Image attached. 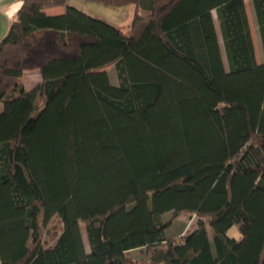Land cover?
Masks as SVG:
<instances>
[{
    "label": "trees",
    "instance_id": "1",
    "mask_svg": "<svg viewBox=\"0 0 264 264\" xmlns=\"http://www.w3.org/2000/svg\"><path fill=\"white\" fill-rule=\"evenodd\" d=\"M68 2L25 0L0 41V264H264V60L245 0H152L129 33L43 12ZM183 212L197 226L169 237ZM42 215L62 223L50 247Z\"/></svg>",
    "mask_w": 264,
    "mask_h": 264
},
{
    "label": "crops",
    "instance_id": "2",
    "mask_svg": "<svg viewBox=\"0 0 264 264\" xmlns=\"http://www.w3.org/2000/svg\"><path fill=\"white\" fill-rule=\"evenodd\" d=\"M12 0H0V8L5 7L6 5L10 4ZM152 5V0H142L141 5L137 7L135 4H129L127 6L119 7V8H112V7H104L102 5H97L93 2L88 0H69L67 4L64 5H56L51 7H46L43 9V12L46 13L48 16H58L63 15L67 12L68 6H76L83 10L85 13L103 19L119 28H121L125 33L130 32V26L133 21L135 12L138 10L140 15L146 16L150 13V7ZM248 10V9H246ZM215 18L217 19L216 11L213 12ZM249 18V17H248ZM250 23V21H249ZM12 21H10L2 12H0V41L8 34ZM251 31L253 30L252 26ZM258 27V25H257ZM253 40L255 46L256 40L254 39V35L252 32ZM223 48V47H222ZM225 53L223 48V54ZM226 56V54L224 55ZM223 56V57H224ZM264 60V56H263ZM262 60V61H263ZM225 61V60H224ZM261 61V62H262ZM259 62V61H258ZM113 64L109 65L112 66ZM108 67V66H107ZM107 67L104 70H107ZM29 76H32L34 79L30 80L34 85L41 84L43 81L42 74L40 71L29 72ZM110 75V79L114 84H117L113 79L115 76L114 74L108 72ZM26 72L23 73V76ZM1 110V107H0ZM177 232L171 233L170 235L167 233L169 237L178 238L180 236L186 235L190 232L188 229V225L178 227ZM192 231V230H191ZM138 250H145V248L136 249L130 252H135Z\"/></svg>",
    "mask_w": 264,
    "mask_h": 264
},
{
    "label": "rangeland",
    "instance_id": "3",
    "mask_svg": "<svg viewBox=\"0 0 264 264\" xmlns=\"http://www.w3.org/2000/svg\"><path fill=\"white\" fill-rule=\"evenodd\" d=\"M245 4H246V9H248L247 14L249 17L250 25L253 28V30L251 32H253L254 39L256 40V44H257L255 46L256 57H257V60L259 62H261L263 60L264 55H263L261 40H260V36H259V32H258L257 20H256L254 6H253V1L252 0H245ZM221 44H222V47L224 48L222 41H221ZM224 55H225V53H224ZM224 60H225L226 65H228L226 56H224ZM105 71L114 74V76L116 75L113 79L115 80L116 83H119V78L117 75L118 72H117L115 64H113L112 66H108L107 70H105ZM29 74H30L29 72H26V74L23 76L26 91H28V92L38 91L40 84L34 85L30 81L34 78L32 76H29ZM2 109H3V106H1V110ZM173 215H174V212H167L162 216V219L164 221H166V220L170 219ZM198 219H199V217L194 213H190V212L180 213L174 217L173 222L171 223V225L167 229V233L169 235L171 233H174V232L176 233L177 229H179L178 227L185 226V225H188V228H189L188 230L191 231L197 226ZM40 224H41L42 229H43L44 246L45 247L53 246L55 244V242L57 241L60 233L62 232V223H61L60 219L57 216H54L51 220L45 221L44 216L42 215L40 218ZM80 224L82 227V234H83L84 242L86 244V247L88 249H90L89 241H88V237H87V231H86V223H85V221H80ZM208 231H209L211 239H213V230L210 226H208ZM228 235L231 237L239 236L240 232H239L238 227L233 226L228 231ZM129 255L131 257H133L134 259L139 260V261H145V260L149 259L147 252L145 250H138L135 252H130Z\"/></svg>",
    "mask_w": 264,
    "mask_h": 264
},
{
    "label": "clouds",
    "instance_id": "4",
    "mask_svg": "<svg viewBox=\"0 0 264 264\" xmlns=\"http://www.w3.org/2000/svg\"><path fill=\"white\" fill-rule=\"evenodd\" d=\"M25 5V0H12V2L3 8H0L2 12L10 21L16 22L19 19V12Z\"/></svg>",
    "mask_w": 264,
    "mask_h": 264
}]
</instances>
